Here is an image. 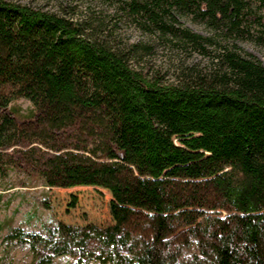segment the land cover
I'll list each match as a JSON object with an SVG mask.
<instances>
[{
    "label": "trees",
    "instance_id": "1",
    "mask_svg": "<svg viewBox=\"0 0 264 264\" xmlns=\"http://www.w3.org/2000/svg\"><path fill=\"white\" fill-rule=\"evenodd\" d=\"M89 1L0 0V186H99L113 223L6 239L30 237L36 264H264V64L238 45L264 48V0Z\"/></svg>",
    "mask_w": 264,
    "mask_h": 264
},
{
    "label": "rangeland",
    "instance_id": "2",
    "mask_svg": "<svg viewBox=\"0 0 264 264\" xmlns=\"http://www.w3.org/2000/svg\"><path fill=\"white\" fill-rule=\"evenodd\" d=\"M42 10L68 12L77 16L86 9L89 0H12ZM180 22L201 34H208V29L191 17L183 16ZM118 33L123 40L146 41V36L131 24L118 23ZM238 45L251 53L264 64V48L250 41H239ZM196 59H200L198 56ZM166 53L160 47H155L152 64L163 66L166 63ZM15 104L22 112L31 108L29 100L18 99ZM177 141V140H175ZM21 174L11 172L10 176L0 186V264H36L34 253L30 248L31 238L23 240L6 239L10 228L19 227L25 232L42 233V224L58 220L65 224L82 226L93 223L107 226L113 223L109 203L110 192L99 186L79 185L68 188L43 186L23 187L17 182ZM74 200V201H73ZM51 264H81L68 255L56 257ZM83 264H99L87 261Z\"/></svg>",
    "mask_w": 264,
    "mask_h": 264
}]
</instances>
